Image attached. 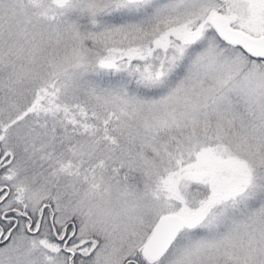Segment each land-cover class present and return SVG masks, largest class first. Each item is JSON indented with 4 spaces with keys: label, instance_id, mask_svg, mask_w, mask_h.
<instances>
[{
    "label": "snow or ice",
    "instance_id": "snow-or-ice-1",
    "mask_svg": "<svg viewBox=\"0 0 264 264\" xmlns=\"http://www.w3.org/2000/svg\"><path fill=\"white\" fill-rule=\"evenodd\" d=\"M0 264H264V0H0Z\"/></svg>",
    "mask_w": 264,
    "mask_h": 264
}]
</instances>
